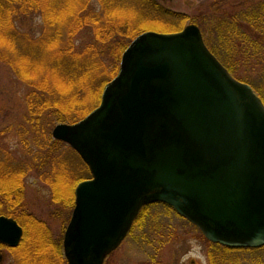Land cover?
I'll return each instance as SVG.
<instances>
[{"label":"water","instance_id":"95a60500","mask_svg":"<svg viewBox=\"0 0 264 264\" xmlns=\"http://www.w3.org/2000/svg\"><path fill=\"white\" fill-rule=\"evenodd\" d=\"M55 140L87 164L64 236L68 264H104L141 209L173 208L211 242L264 246V103L206 46L197 25L147 31L121 57L97 108ZM18 222L0 216V242Z\"/></svg>","mask_w":264,"mask_h":264},{"label":"trees","instance_id":"16d2710c","mask_svg":"<svg viewBox=\"0 0 264 264\" xmlns=\"http://www.w3.org/2000/svg\"><path fill=\"white\" fill-rule=\"evenodd\" d=\"M253 1L231 5L232 10L245 11ZM255 5L253 12L254 8L240 17L234 14L236 11L225 13L227 21H223L224 30L219 32L228 40L226 50L228 60L235 59V63L229 61L233 67L220 55V47L207 41L201 28L212 53L236 79L245 83L248 82L237 75L236 68H254L264 62V2ZM128 13L129 20L123 17ZM34 14L43 19L38 37L29 24ZM185 25L183 16L152 0H0V62L28 88L27 129L20 134L21 153L0 144V215L15 218L26 233L30 230L24 218H30L34 233L28 247L45 250L52 246L41 235L45 224L26 215L23 208L29 174H38L50 186L52 201L69 209L74 207L76 185L87 179L86 175L91 176L79 155V163L73 164L70 153H77L71 147L61 152L65 144L53 139L52 126L73 124L100 103L104 87L117 75L121 56L135 37L147 30L178 32ZM81 33H88L89 39L77 47ZM150 206L141 210L127 239L140 227ZM209 245L217 252L255 250ZM210 258L212 264L221 261L217 254L211 253ZM44 262V258L37 259L33 264Z\"/></svg>","mask_w":264,"mask_h":264},{"label":"rangeland","instance_id":"374dc122","mask_svg":"<svg viewBox=\"0 0 264 264\" xmlns=\"http://www.w3.org/2000/svg\"><path fill=\"white\" fill-rule=\"evenodd\" d=\"M153 1L159 3L171 13L183 16L186 25L196 24L200 29L203 28L207 41L216 47H220V55L224 58V61H228L229 64L235 63V59H232V57L228 60L230 56L226 50L228 40L223 39V32L221 34L219 31L223 29V21H227L225 13H234L236 11L232 10L233 7L231 5H236L240 2L244 3L246 0ZM262 2L264 0H254L250 5L246 6L245 11L238 9V12L236 11L234 14L240 17L243 13H249L248 10L254 8L251 11L253 12L256 8L255 4ZM129 16L130 13L123 14V17L127 20L130 19ZM29 24L35 37L40 36L43 24L42 17L34 14ZM87 37L88 33H81L75 45L77 47L82 46L89 39ZM240 68H236L237 75L244 78L255 92L264 99V62L262 61L261 65L254 68L246 67L245 65H240ZM27 93V86L17 78L5 63L0 62V144L19 153L22 150L20 134L27 129V126H25L26 118L28 117ZM96 107L94 106L92 111ZM56 125L52 126V130ZM52 130L50 129L51 133ZM64 144L61 146V152L65 149L69 151L70 146L66 143ZM70 154L71 161L74 165H77L79 163L77 157L79 154ZM63 155L67 156L66 153ZM78 171L80 170L77 168ZM89 175H86L87 179L90 178ZM51 195L50 186L44 183L38 174L31 172L26 181L23 208L26 211V215H32L33 219L42 221L45 224L44 233L47 236L51 237L53 235V238L58 240L63 237L73 210L55 204ZM24 219L28 222L27 227H29L32 235L31 231L33 230L31 229L30 218L25 217ZM46 235H43V240L48 239ZM209 243L211 242L197 227L180 217L174 210H170L163 204H153L148 208L140 227L109 257L107 264H212L211 253L217 254V257L221 260L217 264H264V248L243 252H217L210 248ZM1 252L4 258L0 264L18 263V260L15 259L16 255L12 256L6 250Z\"/></svg>","mask_w":264,"mask_h":264},{"label":"flooded vegetation","instance_id":"af4514ba","mask_svg":"<svg viewBox=\"0 0 264 264\" xmlns=\"http://www.w3.org/2000/svg\"><path fill=\"white\" fill-rule=\"evenodd\" d=\"M154 3H155V1H154ZM157 4L159 6H161L159 3H157ZM9 218L16 220L13 217H9ZM70 219H71V217H70ZM17 222L23 229V235H22L21 241H20L19 245L16 247H10V246L0 242V263L3 261V258H4V255L2 254L1 251L6 250L12 256L16 255L15 259L18 260L17 264H33V261H35L37 259L43 260V258L45 260L44 264H68V261L66 259L65 252H64V236H65V231H66L67 227L64 230L63 237L58 239V240L53 238V235L51 237L47 236L43 231L41 235H44V236L46 235L48 237V239L45 240L46 243L48 245L50 244L52 246H48L47 249H45V250L44 249H36V250L34 249L33 250L30 246L29 247L27 246V245L31 244L30 240H32L33 235H31L30 232L26 233V229L24 228V226L22 224H20L19 221H17ZM31 229H33V228L31 227ZM32 233H34V232H32ZM46 250H47L46 253L42 252V251H46Z\"/></svg>","mask_w":264,"mask_h":264}]
</instances>
